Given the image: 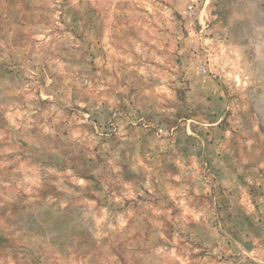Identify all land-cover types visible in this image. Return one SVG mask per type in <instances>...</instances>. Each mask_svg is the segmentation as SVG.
<instances>
[{"label":"rangeland","instance_id":"rangeland-1","mask_svg":"<svg viewBox=\"0 0 264 264\" xmlns=\"http://www.w3.org/2000/svg\"><path fill=\"white\" fill-rule=\"evenodd\" d=\"M0 264H264V0H0Z\"/></svg>","mask_w":264,"mask_h":264}]
</instances>
